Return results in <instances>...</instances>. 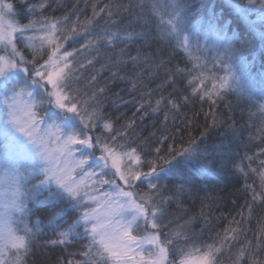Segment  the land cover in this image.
Here are the masks:
<instances>
[{"label": "snow or ice", "instance_id": "snow-or-ice-1", "mask_svg": "<svg viewBox=\"0 0 264 264\" xmlns=\"http://www.w3.org/2000/svg\"><path fill=\"white\" fill-rule=\"evenodd\" d=\"M256 2L248 0L249 5ZM22 3L32 17L23 25L9 18L13 5L0 0V137L4 140L0 153V264H26L25 257L40 232L39 222L30 224L28 220V202L41 188L52 184L75 200L74 206L82 211L77 225L83 223V235L89 239L86 251L82 253L84 260L69 264H220L218 257L231 247L230 240L239 238L241 228L229 227L218 241L205 244L203 248H187L180 242L189 239V226L195 220L192 217L183 225L178 224L163 233L164 239H161L160 230L167 227L164 206L176 199L161 194L162 188L166 187L161 181L177 171L172 164L174 160L196 152L195 140L180 149L169 146L167 156L159 155L161 149L157 147L158 155L145 160L143 150L138 151L129 141L128 130L132 129L134 121L116 129L103 113L106 99L103 94L108 82L115 83L116 80H127L132 85L131 90L135 91L143 83L144 70L148 71L149 78H154L163 68L166 79L157 86L158 89L166 84L175 89V81L171 79L175 75L186 79L192 96L198 95L200 100L206 99L212 106L228 91L247 99L257 108V112L250 113V118L258 115V138L264 140V94L258 98L243 87L248 76L243 41L235 33L229 35L227 25H221L215 15L207 22L192 20L193 5L184 0H136L132 6L139 9L135 14L136 22L143 21L149 26L150 17H155V39L163 43L175 41L174 47L183 51L191 67L185 69L177 64L173 70L167 67L168 62L163 58L157 62L151 53L138 51L137 55H129L127 60L121 58L117 63H130L133 69L143 65V70L129 76L112 72L110 81L103 86H94L90 94L81 96L80 89L73 85L79 79L76 73L85 65L77 61L76 52L84 49L99 51L101 46L115 47L117 43L132 42V32L121 34L108 27L99 32L92 31L98 26L96 22L101 14L109 18L106 24H115L116 21L111 19L114 14L130 11L129 6L105 4L97 8L94 4L91 17L81 19L74 11L71 15L75 19H72L69 15L47 17L43 10L48 7L49 0L31 5L27 0ZM233 6L241 14L246 11L239 5ZM259 6L264 9V0H260ZM130 14L134 13L130 11ZM261 19H264V13ZM260 35L264 39V33ZM81 36L85 41L81 49H65L68 41ZM135 36L148 41L142 32ZM20 44L29 50L31 59L21 51ZM210 53L214 54L209 56ZM123 54L122 49L121 56ZM87 63L92 64V59ZM209 63L213 69L219 66L225 74L217 75L209 69ZM152 94L151 91L145 93L148 109L153 113L167 109L163 117L166 123L169 112L178 111L180 105L170 98L171 94L168 97L160 95L153 103ZM181 98L185 103L189 102L188 96ZM140 109H145L144 102L139 104L137 111ZM212 123L213 126L217 123L215 114ZM167 138L162 136L161 143ZM261 155H264V147L256 156L245 153L249 171H245L242 163L236 167L245 180L249 172L257 175L259 188L264 193V159H259ZM254 160L259 161V169L252 168ZM41 175L40 183L32 184ZM117 178L126 187L117 183ZM136 182L146 183L148 191H138ZM105 185L109 186L108 190H104ZM245 188L252 192L253 202L262 199L251 184L245 183ZM179 191H183L182 186ZM252 212L249 204L248 218ZM235 223L239 225V221ZM149 226L152 231L148 230ZM76 227L73 225L60 232L61 238L50 243L64 244L71 236L80 235ZM258 231L264 237V224ZM261 248H264V240L255 245L246 241L232 264H240L246 251L251 264H264V260L255 258L256 251Z\"/></svg>", "mask_w": 264, "mask_h": 264}, {"label": "trees", "instance_id": "trees-1", "mask_svg": "<svg viewBox=\"0 0 264 264\" xmlns=\"http://www.w3.org/2000/svg\"><path fill=\"white\" fill-rule=\"evenodd\" d=\"M9 1L13 5L18 21L22 24L29 23L31 13L27 11L22 0ZM27 2L30 5L38 4L40 0ZM184 2L193 5L192 20L202 19L207 22L210 16L215 15L221 25H227L229 35L235 33L243 41L242 52L248 64V76L243 87L258 98L264 94V39L255 29V25H261V31L264 33V19H261L264 9L259 6L260 0L252 5L248 4V0H184ZM135 3L136 0H49L48 7L43 10L47 17L69 15L75 19V16L71 15L75 11L84 19L92 16L94 4L97 8L109 4L127 5L134 13L120 11L119 14H114L111 19L116 21L115 24L110 22L106 24L105 21L109 18L101 14L96 22L98 26L92 29L99 32L102 28L108 27L121 34L132 32L134 37L132 42L117 43L115 47L101 46L99 51L84 49L76 52L77 61L85 65L76 73L79 79L73 85L80 89L81 96L85 93L90 94L94 86H103L110 81L112 72L129 76L134 71L143 70V65L133 69L130 63L127 65L117 63L121 58L127 60L129 55H137L138 51L151 53L157 62L163 58L168 62L167 67L173 70L177 64L185 69L191 67L183 51L174 47L175 41L163 43L155 39L157 34L155 17H150L149 26L144 25L143 21L136 22L135 14L139 13V9L132 8ZM233 5H239L246 11L241 14ZM39 14L37 12V16ZM138 32L148 37L147 43L136 38L135 34ZM200 39L203 40V36ZM84 42L82 36L78 37L68 41L65 49L68 51L81 49ZM25 54L29 59L32 58L28 49L25 50ZM213 54L210 53L209 56ZM88 59H92L93 63L88 64ZM208 67L219 76L225 74L219 66L213 69L209 63ZM144 73L143 83L139 84L135 91L131 90L132 85L127 80L108 82L106 92L103 94L106 97L103 113L113 122L116 129L121 128L126 122L134 121L132 129L128 130L129 141L138 151L143 150L142 156L145 160L154 159L158 155L155 152L157 147L161 149L159 155L167 156L169 146L180 149L188 147L192 140L196 142V152L187 158L178 157L174 160L172 164L177 171L161 181L166 185L162 188L161 194L164 197L176 198L164 206L166 209L164 223L167 227L160 230L161 239H164L163 233L178 224L183 225L192 217L195 220L189 226V239L180 242L187 248L194 246L203 248L205 244L218 241L229 227H239L242 229L239 238L230 240L231 247L222 251L218 257L220 264H232L235 254L245 247L246 241H251L255 245L258 241L264 240L258 231L260 225L264 224V193H261L259 188V177L249 172L245 180L236 167L242 163L245 171H249V161L244 159L245 153L256 156L264 147V140L259 139L257 133L258 115L250 118V113L257 112V108L247 99L240 98L231 91L224 93L223 99L212 106L206 99L200 100L198 95L192 96L191 87L186 79L180 76H171L175 81V89L169 84L158 89L157 86L166 79L163 68L154 78H149L147 70H144ZM149 91L153 93L151 96L153 103L160 95L168 97L171 94L170 98L175 99L180 105L178 111L169 112L166 123L163 117L167 109L157 113L148 109V97L145 93ZM183 96H188L189 102L185 103L181 98ZM141 102L145 103V109L137 111ZM146 109L147 114H144ZM213 114L217 118L215 126L212 123ZM96 134H99V131ZM162 136L168 138L161 143ZM259 159H264V155ZM251 166L259 169V161L254 160ZM144 170H148L146 166ZM245 183L251 184L262 199L253 202V194L245 188ZM180 186L183 187L182 192L179 191ZM142 188L143 191H148L146 183ZM46 193L44 196L51 194ZM41 196L28 203L30 208L28 220L30 224H36L38 221L40 232L37 242L31 246L29 254L25 257L26 264H69L70 261H83L82 253L86 251L89 239L83 235L84 226L77 225L82 215L81 209L74 206L72 199L62 195L51 203L47 200L38 201ZM249 204L253 209L251 218H248ZM236 221H239V225L235 223ZM73 225L77 226L76 231L80 235L71 236L64 244L50 243L52 240L60 239L59 233ZM255 258L257 261L264 260V248L256 251ZM240 264H251L247 251Z\"/></svg>", "mask_w": 264, "mask_h": 264}, {"label": "rangeland", "instance_id": "rangeland-1", "mask_svg": "<svg viewBox=\"0 0 264 264\" xmlns=\"http://www.w3.org/2000/svg\"><path fill=\"white\" fill-rule=\"evenodd\" d=\"M3 2L6 3V4L7 3H10L9 0H3ZM9 18L15 20L19 24H22V23H20L18 21L16 15H15L14 9H13L12 13L9 14ZM255 26H256L255 29L257 30V33L261 34L262 33V31H261V25H259V26L258 25H255ZM19 46H20L21 51H23L24 54H25V50L27 48H24L22 44H20ZM25 56H27V55L25 54ZM3 147H4V140H3V137H0V153L3 152ZM97 155H99V152H97ZM42 178H43L42 175L39 176L38 178H36V179H34L32 181V184H39L40 183V179H42ZM117 183H120L122 186H124L123 185V182L122 181H119L118 178H117ZM136 183H137V190L142 192L143 191L142 186H144V184L142 185L140 182H136ZM29 187H31V185H29ZM124 187H126V186H124ZM108 188H109V186H107V185L104 186V190H108ZM52 189H54V190H52ZM53 191L56 192V193H59V195H53L54 194ZM46 192L47 193H51V194L49 196H44ZM47 193H46V195H47ZM61 195L62 196H65L66 198L72 199L73 200V204L75 205V200L73 198L69 197L66 193H63L62 190L59 189L55 184H52L50 186H45V187L41 188V190L35 195V197L30 198L29 201L32 200V199H36L37 197L41 196L39 199H37L38 201L39 200H42V201H46L47 200V201H49V203H51V202L57 200V198L60 197ZM79 225H83V223L81 222ZM148 230L149 231H152L151 228H150V226H149V229Z\"/></svg>", "mask_w": 264, "mask_h": 264}]
</instances>
